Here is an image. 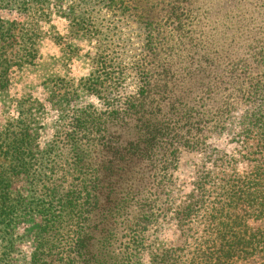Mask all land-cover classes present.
I'll list each match as a JSON object with an SVG mask.
<instances>
[{
    "label": "trees",
    "instance_id": "trees-1",
    "mask_svg": "<svg viewBox=\"0 0 264 264\" xmlns=\"http://www.w3.org/2000/svg\"><path fill=\"white\" fill-rule=\"evenodd\" d=\"M104 1L69 0L64 12L74 39L94 42L82 95L50 100L58 120L71 112L67 154L79 184L53 209L48 201L30 264L58 256L69 226L79 264H128L135 247L120 246L119 222L132 204L143 221L168 216L181 231L172 246L151 243L150 264H264V0H107L116 20L99 16ZM129 22L136 41L122 37ZM25 131L5 150L12 171L33 165L25 156L39 144ZM224 135L236 151L221 149ZM184 152L200 159L176 205L169 170ZM4 174L0 223L23 202Z\"/></svg>",
    "mask_w": 264,
    "mask_h": 264
},
{
    "label": "rangeland",
    "instance_id": "rangeland-1",
    "mask_svg": "<svg viewBox=\"0 0 264 264\" xmlns=\"http://www.w3.org/2000/svg\"><path fill=\"white\" fill-rule=\"evenodd\" d=\"M2 1L0 33H3V41L0 40V54L1 58H5L7 67L0 68L3 81L0 85V176L4 171V177L9 181L7 191L10 197L20 198L23 202L8 221L0 223V264H30L38 235L49 223L50 212L43 211L48 207V201L53 209L57 203L55 199L61 193L79 184L78 173L71 168L72 158L67 154V123L71 112H65L66 119L58 120V113L52 108L50 100L53 97L67 99L73 94L82 95L84 79L89 72L87 52L94 51V42L91 45L80 42V36L74 39L75 29L71 31L64 15L69 0H47V6L40 0H34L27 6L11 5L22 0H13L10 6L6 3L8 0ZM105 3L107 0L99 7V16L105 14L107 18L116 20V16L112 17L116 14V11L112 12L114 4L104 7ZM122 37L136 41L130 22L127 26L122 25ZM89 102L96 104L93 98ZM24 130L31 132L32 144H39L33 150L32 158L25 156V163L28 166L33 164L26 173L22 172L23 168L12 171L16 164L10 156L9 159L5 157V150L14 140H19ZM34 130L38 132L32 134ZM215 141L212 138L208 143L214 144ZM8 143L10 145H6ZM219 146L229 153L236 151L235 143H230L225 135L220 139ZM199 159L197 153L184 152L177 156V162L169 170L171 180L177 186L174 190L179 198L176 205L183 201L182 191L191 188L194 165L199 163ZM42 184H50V190L46 191ZM135 208L132 204L128 208V217H122L119 222L122 232L120 246L124 250L135 247L127 256L128 264H150L151 243H159V247L172 246L178 241L181 231L175 220H170L168 216L151 221L147 217L148 220L143 221ZM92 232L94 234L95 231ZM59 241L55 244L58 256L49 252L46 264H79L75 227H67ZM189 245L188 242L185 251Z\"/></svg>",
    "mask_w": 264,
    "mask_h": 264
}]
</instances>
